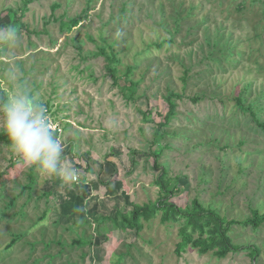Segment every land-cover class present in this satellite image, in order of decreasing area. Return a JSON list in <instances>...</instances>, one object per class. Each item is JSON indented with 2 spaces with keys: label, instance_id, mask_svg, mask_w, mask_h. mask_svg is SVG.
Segmentation results:
<instances>
[{
  "label": "rangeland",
  "instance_id": "obj_1",
  "mask_svg": "<svg viewBox=\"0 0 264 264\" xmlns=\"http://www.w3.org/2000/svg\"><path fill=\"white\" fill-rule=\"evenodd\" d=\"M0 23L22 41L0 43V103L14 66L80 175L41 181L0 140V264H264V222L232 224L244 247L219 257L178 254L182 220L161 211L139 234L106 217L158 198L163 168L178 205L198 197L238 220L264 212V126L236 106L241 94L264 120V0H0ZM170 92L180 97L162 124Z\"/></svg>",
  "mask_w": 264,
  "mask_h": 264
},
{
  "label": "trees",
  "instance_id": "obj_2",
  "mask_svg": "<svg viewBox=\"0 0 264 264\" xmlns=\"http://www.w3.org/2000/svg\"><path fill=\"white\" fill-rule=\"evenodd\" d=\"M29 1V0H28ZM69 25L76 24L80 21L79 17L69 20ZM8 25L7 23H0V27ZM100 53L104 54L106 59L115 58L113 52H108L104 46H100ZM110 72L115 73L114 68L108 65ZM124 86V85H123ZM180 97V94L170 92L167 96L170 102V110L166 114V119L161 122L166 123L168 117L174 112L176 106L174 97ZM237 108L242 112H248L252 120L255 121L260 127L264 126V120H261L257 115V112L253 105H246L242 95L236 96ZM240 107V108H239ZM264 128V127H263ZM55 130V134L57 135ZM161 132H156L153 143L160 139ZM0 140L6 141L7 137L0 132ZM9 143V142H8ZM137 150L133 149V154ZM153 154L154 167H159L158 154L153 150L150 151ZM156 184L160 188V195L155 200H150L144 204L134 203L131 208L126 211L122 208H118L114 216H106L112 221L116 228L126 230L128 228L134 229L136 234L141 232L144 224L143 219L150 220L157 212L161 211L162 222H179V234L180 240L177 242L175 250L178 254H181L186 250L188 246H192L198 249L200 253H206L212 250L219 257L226 256L229 252H236L243 249L244 245L235 243L230 235L231 225L239 223L243 225H252L258 227L264 222V212L259 210V207H251L252 215L245 219H228L222 215L217 209L212 206L205 205L200 201L198 197H195L191 202L185 206L178 205L176 202L170 200L169 196L174 194V188L170 187V181L166 178V170L159 173L155 180ZM17 241L15 235L6 244V249L12 247ZM74 242L78 240H73ZM81 242V240H80ZM246 247L251 249L253 256L259 253V248L256 245L248 244Z\"/></svg>",
  "mask_w": 264,
  "mask_h": 264
},
{
  "label": "clouds",
  "instance_id": "obj_3",
  "mask_svg": "<svg viewBox=\"0 0 264 264\" xmlns=\"http://www.w3.org/2000/svg\"><path fill=\"white\" fill-rule=\"evenodd\" d=\"M0 43L11 48L21 45L16 25L0 27ZM8 80L13 87L0 103V132L7 137L13 155L26 169L35 168L41 181L58 177L65 183L78 184V170L63 163L65 146L55 134L45 105L37 102L28 88L17 86L21 74L14 66L8 72Z\"/></svg>",
  "mask_w": 264,
  "mask_h": 264
},
{
  "label": "built area",
  "instance_id": "obj_4",
  "mask_svg": "<svg viewBox=\"0 0 264 264\" xmlns=\"http://www.w3.org/2000/svg\"><path fill=\"white\" fill-rule=\"evenodd\" d=\"M53 126H54V130L57 129V126L55 124H53Z\"/></svg>",
  "mask_w": 264,
  "mask_h": 264
}]
</instances>
